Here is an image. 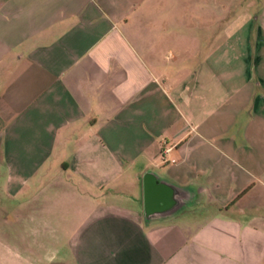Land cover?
Returning <instances> with one entry per match:
<instances>
[{
	"label": "crops",
	"instance_id": "crops-1",
	"mask_svg": "<svg viewBox=\"0 0 264 264\" xmlns=\"http://www.w3.org/2000/svg\"><path fill=\"white\" fill-rule=\"evenodd\" d=\"M175 1L0 0L4 189L56 178L81 204L0 264H264V9L202 15L191 53Z\"/></svg>",
	"mask_w": 264,
	"mask_h": 264
},
{
	"label": "rangeland",
	"instance_id": "rangeland-1",
	"mask_svg": "<svg viewBox=\"0 0 264 264\" xmlns=\"http://www.w3.org/2000/svg\"><path fill=\"white\" fill-rule=\"evenodd\" d=\"M171 1L173 3V0H166V4ZM174 5H176V11L179 13L177 15L182 24V50L197 53L198 47L196 46L195 49L190 40L200 36L203 30L199 29V26L196 28L193 22L199 21L202 15L204 17L212 15L214 20L212 31L214 32H217L222 23L225 24L229 20L236 23L250 20L255 24L259 22L258 18L264 9V0H229L227 6L220 7V11H217L212 2L206 0H176ZM166 15H169L168 9ZM3 182L4 174L0 169V240L10 245L16 243L25 247L36 240L44 242L45 237H34L32 226H41L49 216H57L55 219L59 223L58 229L62 228L64 220L70 218L66 216H80L78 212L81 204L76 199L70 198L71 194L65 195V192L68 193L70 190H64L56 178H48L40 188L29 190L23 199L34 197L21 206L19 205L20 198H13L6 193ZM33 211L36 216L30 215Z\"/></svg>",
	"mask_w": 264,
	"mask_h": 264
},
{
	"label": "water",
	"instance_id": "water-1",
	"mask_svg": "<svg viewBox=\"0 0 264 264\" xmlns=\"http://www.w3.org/2000/svg\"><path fill=\"white\" fill-rule=\"evenodd\" d=\"M149 176V173L145 174V177L147 178ZM146 181V194H145V210L146 212L150 211L153 212L155 209H166L172 204V200L168 194V191H164V188L166 185L164 183L161 184V190H160V196L163 198L160 200V205H158V201L155 199L153 195V191L151 189L150 183L148 180Z\"/></svg>",
	"mask_w": 264,
	"mask_h": 264
}]
</instances>
